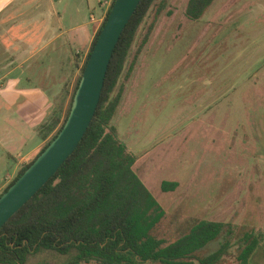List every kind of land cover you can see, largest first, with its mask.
<instances>
[{"label":"rangeland","instance_id":"374dc122","mask_svg":"<svg viewBox=\"0 0 264 264\" xmlns=\"http://www.w3.org/2000/svg\"><path fill=\"white\" fill-rule=\"evenodd\" d=\"M189 1L155 0L115 90L124 92L112 124L166 210L159 239L171 243L201 220L221 222L222 236L199 256L229 242L221 264H237L245 236L255 234L261 244L249 264H264V0H215L199 20L187 16ZM27 164L12 166L8 179ZM166 180L179 186L165 192ZM70 259L42 249L26 264Z\"/></svg>","mask_w":264,"mask_h":264},{"label":"trees","instance_id":"16d2710c","mask_svg":"<svg viewBox=\"0 0 264 264\" xmlns=\"http://www.w3.org/2000/svg\"><path fill=\"white\" fill-rule=\"evenodd\" d=\"M154 2L142 0L125 28L114 51L96 115L79 147L58 173L0 230V264H26L30 255L42 249L70 255L67 264L222 263L229 251V242L208 255L199 254L210 242L222 236L224 223L198 221L189 233L168 244L155 235L154 231L165 218L166 210L136 172L137 154L118 136L112 124L124 92L123 86L118 92L115 90L137 32ZM214 2L190 0L186 14L191 20H199ZM105 21L85 59L64 117L54 116L50 122L40 126L41 138H50L2 194L62 130ZM133 69L132 64L129 73ZM178 186V182L166 180L162 183V190L173 191ZM260 244L257 235L245 236L238 249L237 264H249Z\"/></svg>","mask_w":264,"mask_h":264},{"label":"crops","instance_id":"0c3cea01","mask_svg":"<svg viewBox=\"0 0 264 264\" xmlns=\"http://www.w3.org/2000/svg\"><path fill=\"white\" fill-rule=\"evenodd\" d=\"M112 2L0 0V170H8L0 173V195L10 184L9 169L27 164L43 148L39 130L50 109L58 107L64 117Z\"/></svg>","mask_w":264,"mask_h":264},{"label":"water","instance_id":"95a60500","mask_svg":"<svg viewBox=\"0 0 264 264\" xmlns=\"http://www.w3.org/2000/svg\"><path fill=\"white\" fill-rule=\"evenodd\" d=\"M142 0H115L87 61L69 116L57 137L0 196V230L73 155L99 106L114 51Z\"/></svg>","mask_w":264,"mask_h":264},{"label":"built area","instance_id":"2783aa9c","mask_svg":"<svg viewBox=\"0 0 264 264\" xmlns=\"http://www.w3.org/2000/svg\"><path fill=\"white\" fill-rule=\"evenodd\" d=\"M104 6H106V3H103ZM110 8V7H109ZM11 182V181H10Z\"/></svg>","mask_w":264,"mask_h":264}]
</instances>
